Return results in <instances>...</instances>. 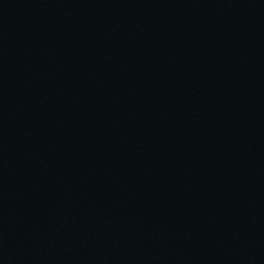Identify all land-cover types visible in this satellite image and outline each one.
<instances>
[{"label":"water","instance_id":"water-1","mask_svg":"<svg viewBox=\"0 0 264 264\" xmlns=\"http://www.w3.org/2000/svg\"><path fill=\"white\" fill-rule=\"evenodd\" d=\"M0 264H264V0H0Z\"/></svg>","mask_w":264,"mask_h":264}]
</instances>
